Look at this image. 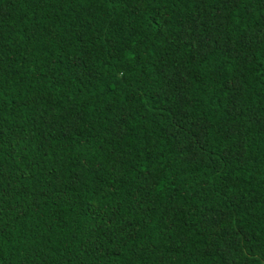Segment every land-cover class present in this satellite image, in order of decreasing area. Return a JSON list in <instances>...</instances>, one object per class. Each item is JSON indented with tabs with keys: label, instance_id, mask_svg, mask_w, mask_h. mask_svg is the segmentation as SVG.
Masks as SVG:
<instances>
[{
	"label": "trees",
	"instance_id": "1",
	"mask_svg": "<svg viewBox=\"0 0 264 264\" xmlns=\"http://www.w3.org/2000/svg\"><path fill=\"white\" fill-rule=\"evenodd\" d=\"M264 0H0V264H264Z\"/></svg>",
	"mask_w": 264,
	"mask_h": 264
},
{
	"label": "snow or ice",
	"instance_id": "2",
	"mask_svg": "<svg viewBox=\"0 0 264 264\" xmlns=\"http://www.w3.org/2000/svg\"><path fill=\"white\" fill-rule=\"evenodd\" d=\"M141 2H143V0H141ZM261 35H262V37H264V33H262Z\"/></svg>",
	"mask_w": 264,
	"mask_h": 264
}]
</instances>
